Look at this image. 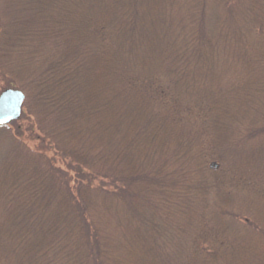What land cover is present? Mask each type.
Instances as JSON below:
<instances>
[{"label": "trees", "instance_id": "obj_1", "mask_svg": "<svg viewBox=\"0 0 264 264\" xmlns=\"http://www.w3.org/2000/svg\"><path fill=\"white\" fill-rule=\"evenodd\" d=\"M0 0V264H264V0Z\"/></svg>", "mask_w": 264, "mask_h": 264}, {"label": "water", "instance_id": "obj_2", "mask_svg": "<svg viewBox=\"0 0 264 264\" xmlns=\"http://www.w3.org/2000/svg\"><path fill=\"white\" fill-rule=\"evenodd\" d=\"M24 99L19 90L6 89L0 93V126L19 120Z\"/></svg>", "mask_w": 264, "mask_h": 264}, {"label": "rangeland", "instance_id": "obj_3", "mask_svg": "<svg viewBox=\"0 0 264 264\" xmlns=\"http://www.w3.org/2000/svg\"><path fill=\"white\" fill-rule=\"evenodd\" d=\"M82 2H84L85 4H87V5H95L96 4V2H98V1H93V0H82ZM15 88V87H14ZM0 92H2V88H1V85H0ZM23 107H22V112H23ZM21 115H22V113H21ZM14 122V121H13Z\"/></svg>", "mask_w": 264, "mask_h": 264}]
</instances>
